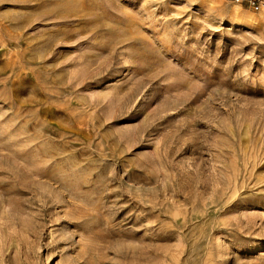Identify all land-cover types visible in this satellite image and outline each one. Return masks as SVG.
I'll return each mask as SVG.
<instances>
[{"label": "rangeland", "instance_id": "1", "mask_svg": "<svg viewBox=\"0 0 264 264\" xmlns=\"http://www.w3.org/2000/svg\"><path fill=\"white\" fill-rule=\"evenodd\" d=\"M0 264H264V15L0 0Z\"/></svg>", "mask_w": 264, "mask_h": 264}, {"label": "built area", "instance_id": "2", "mask_svg": "<svg viewBox=\"0 0 264 264\" xmlns=\"http://www.w3.org/2000/svg\"><path fill=\"white\" fill-rule=\"evenodd\" d=\"M232 5L245 7L255 14L264 15V0H224Z\"/></svg>", "mask_w": 264, "mask_h": 264}]
</instances>
